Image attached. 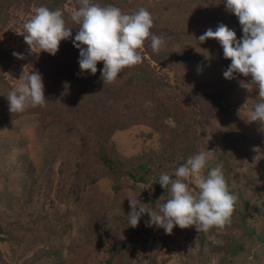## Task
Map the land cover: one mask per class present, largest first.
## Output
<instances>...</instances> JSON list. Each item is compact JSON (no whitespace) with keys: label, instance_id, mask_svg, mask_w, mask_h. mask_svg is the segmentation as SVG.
<instances>
[{"label":"rangeland","instance_id":"rangeland-1","mask_svg":"<svg viewBox=\"0 0 264 264\" xmlns=\"http://www.w3.org/2000/svg\"><path fill=\"white\" fill-rule=\"evenodd\" d=\"M105 3L129 14L146 9L156 33L165 39L159 52H153L151 42L144 44L143 63L137 66L139 70H132L134 74L145 72L152 83L155 93L138 108L145 118L154 117V123L144 119L114 131L110 140L113 147L127 159L155 157L164 149V133L173 128L195 147L193 156L211 150L205 175L222 165L228 188L238 197L231 222L207 232H198L195 226H174L169 235L163 228L146 226L150 218L144 214L133 228L129 225L128 197H137L158 213L159 205L170 198V188L165 198L152 201L151 184L134 183L127 177L112 178L99 166L95 169L96 179L75 191L72 185L76 164L84 150L89 157L93 149L91 140L83 143L85 126L79 108H59L50 103L11 113L6 98L9 90L31 71L43 72L44 94L46 89L51 92L47 76L54 70H65L57 61H64V65L68 61L59 51L54 56L30 51L23 35H19L40 6L37 0H0L3 260L7 264H222L224 247L232 237L244 240V249L230 259V264H264V242L247 238L239 218L245 212L257 233L264 236V126L247 121L259 102L258 90L247 87L250 77L237 73L232 79L224 77L231 61L223 57L216 39L203 43L198 40L207 29L215 31L221 23L239 39L242 28L238 18L226 10L224 0ZM79 6V0H63L68 25ZM13 52L22 53L24 58L13 56ZM99 66L96 74L100 76L103 64ZM127 74L121 72L115 82L105 85L118 88ZM85 83L83 91L91 92L90 78ZM84 98L92 101L93 97ZM217 104L224 110H214ZM155 109L163 110V116ZM189 187L196 191L194 179Z\"/></svg>","mask_w":264,"mask_h":264},{"label":"clouds","instance_id":"clouds-1","mask_svg":"<svg viewBox=\"0 0 264 264\" xmlns=\"http://www.w3.org/2000/svg\"><path fill=\"white\" fill-rule=\"evenodd\" d=\"M224 4L226 10L238 18L242 36L238 39L233 30L221 23L215 31L207 29L198 40L200 43L208 39L219 42L223 57L231 61L223 73L226 79H232L234 73L250 77L247 87L258 90L259 102L247 121L264 126V0H224ZM79 5L71 21L78 25L72 43L79 49L81 73L96 74L97 63L102 61L101 79L104 83H113L125 68L143 63L141 51L146 40L150 39L153 52H159L165 45L163 35L151 32L154 21L144 8L129 14L116 6H101L92 0H79ZM23 28L19 35H23L29 50L37 54L44 51L56 55L60 42L72 36L63 11L43 5L34 9ZM13 56L24 58L22 53L13 52ZM6 98L11 113L45 107L47 98L42 75L31 71L9 90ZM210 159L211 150L201 151L178 167L173 175H160L158 182L162 188H170V198L159 205L158 213L137 197H128L129 225L137 227L144 214L150 218L146 226L163 228L169 235L174 226L181 229L195 226L198 232H207L230 224L238 197L229 191L222 165L211 168L205 175ZM193 179L195 192L189 187Z\"/></svg>","mask_w":264,"mask_h":264},{"label":"trees","instance_id":"trees-1","mask_svg":"<svg viewBox=\"0 0 264 264\" xmlns=\"http://www.w3.org/2000/svg\"><path fill=\"white\" fill-rule=\"evenodd\" d=\"M37 1L40 6H47L52 10L61 9L65 17L63 0ZM92 2L106 6L105 0H92ZM65 20L67 22L66 17ZM67 26L72 28V36L68 40L60 42L58 51L63 55V59L68 61V64L64 65V61L56 60L58 66H61L65 70L62 69L59 72L54 70L53 73L51 72L47 76L49 84L52 85V90L47 93L46 89L44 95L47 98L46 106L54 103L59 108L64 106L74 107L75 109L76 107L79 108L82 115H80V118L83 120L82 125L85 126L82 129L85 138L83 143L89 140L92 142L93 149L90 153V158L85 156L87 152L84 150L83 155L76 164L73 189L76 191V189H80L83 185L94 181L98 176L95 169L99 166L101 170L107 172L112 178L127 177L134 183L151 184L152 201L165 198L169 188L164 189L160 186L158 182L160 175L162 173L173 175L178 167L186 163L187 158L193 156V151L197 152L195 147L193 145L190 146L188 140H184L181 137L183 133L171 128L164 133V149L155 157L146 159H141L140 157L135 159L123 158L113 147L110 141L111 136L114 131L129 127L131 124L141 122L144 119V122L149 124L154 123V117L147 116L145 118V114L138 108L141 104L150 100L152 94L155 93L152 91V83L148 81L145 72L138 71L136 74L133 73V69H140L137 67L138 65L136 67L125 68L122 71L128 73V76L123 84L115 89L105 85L101 79V75H93L88 71L81 73L78 63L79 49L74 47L72 43L78 31V25L70 22ZM151 32L159 36L154 27L151 29ZM149 42L150 39L146 40L145 44ZM101 63L103 64L102 61L97 63V69H99ZM128 69L131 71H127ZM147 71H150V69H147ZM41 75L42 81H45L42 71ZM88 78L93 83V89L91 92H84L85 88L83 85L86 84L85 82ZM72 94L74 95L71 96ZM85 95H91L93 97L92 101H85ZM213 109L224 110L219 104ZM155 112L163 116V110L155 109ZM157 125L163 126L162 129L165 130V126L161 123ZM157 128L162 132L160 127ZM261 165L264 170V162H261ZM256 200L257 203H260L259 196H257ZM239 218L242 232L247 238H256L264 242V236L257 233L254 226L249 222L250 220L247 219L245 212H241ZM224 249L221 263L230 264V259L244 249V240L228 237ZM31 262L32 260L30 259L28 263ZM0 264H7L1 255Z\"/></svg>","mask_w":264,"mask_h":264}]
</instances>
